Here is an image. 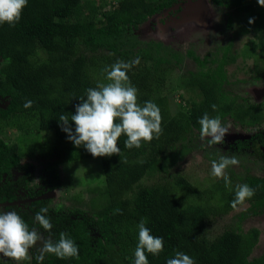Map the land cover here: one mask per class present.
<instances>
[{
  "label": "trees",
  "instance_id": "trees-1",
  "mask_svg": "<svg viewBox=\"0 0 264 264\" xmlns=\"http://www.w3.org/2000/svg\"><path fill=\"white\" fill-rule=\"evenodd\" d=\"M178 1L28 0L15 26L0 25V94L9 99L8 106L0 108V127L12 126L27 139L33 128L54 132L56 144L50 152L56 159L48 165L54 185L62 184L61 163L93 157L68 139L59 117L67 115L70 119L80 98L86 99L87 89L109 82L106 68L139 57L140 63L127 72L131 85L138 90L137 102L141 106L146 101L155 103L162 116L163 133L158 139L128 149L122 134L118 140L120 154L100 157L105 185L91 188L95 194L89 202L59 206L47 216L52 224L49 231L38 224L45 240L58 242L60 234L65 233L78 246L79 258L59 259L45 254L39 262L36 257L41 244L29 250L30 264H134L141 219L146 220L145 226L153 236L164 241L159 255L145 253L149 264H166L176 252L189 255L195 264H264V252L252 257L260 239L259 228H228L217 235L210 234L209 229L214 220L235 209L231 202L237 185L253 188L255 195L246 201L257 208L253 213L264 212V176L230 170L225 172L231 180L229 190L223 179L211 174L195 181L184 172L169 173L196 151L193 141L200 137L198 121L205 113L219 116L222 124L229 115L243 128L264 121V109L247 106L246 100L240 101L223 89L222 80L229 78L224 62L232 57L226 47L217 68L205 71L207 59L193 52L200 64L198 73L176 76L173 72L182 60L178 59L180 53L162 42L141 39V25ZM212 1L252 10L254 23L241 25L239 31L264 29V9L260 5L257 10L251 3L245 5L244 0ZM172 57L176 58L174 63ZM218 60L211 59L212 63ZM177 92L181 100L175 103ZM28 100L33 104L25 108ZM69 124L74 132V122L70 120ZM237 143L239 148L246 145L245 141ZM15 150L23 153L16 142L0 145V162L5 170ZM205 156L215 159L216 151L205 152ZM155 172L164 175L151 184L142 182L147 174ZM0 264L16 262L0 256Z\"/></svg>",
  "mask_w": 264,
  "mask_h": 264
},
{
  "label": "clouds",
  "instance_id": "clouds-1",
  "mask_svg": "<svg viewBox=\"0 0 264 264\" xmlns=\"http://www.w3.org/2000/svg\"><path fill=\"white\" fill-rule=\"evenodd\" d=\"M28 0H0V25L7 23L15 26L21 19L23 9ZM264 7V0H258ZM249 23H254L250 18ZM140 63L139 57L130 63L117 61L104 71L107 73L108 83H98L95 88H89L86 99L81 97L76 106L75 114L71 118L61 115L59 122L62 131L67 133L68 139L76 146H83L94 158L111 157L119 155L121 149L118 140L123 134L126 136L125 147L128 149L140 148L142 143H150L158 139L163 133L161 127L162 116L159 107L146 101L143 106L137 102V89L131 85L127 72ZM33 101L25 102L24 107L30 108ZM213 110L216 106L212 105ZM74 122L73 132L69 121ZM198 123L201 126L200 138L207 139L209 146L223 144L229 128L221 123L219 116L209 117L205 113ZM235 156H221L219 161H212L211 175L223 179L225 187L231 190V180L225 174L229 166L238 165ZM255 195V190L247 184L237 185L235 199L231 206L236 208L247 199ZM48 208H41L35 214L34 220L44 230L52 228L47 215ZM146 220L141 219L138 224V244L135 249L134 264H149L146 252L153 256L159 255L164 250L162 237H155L145 226ZM42 242L37 261L42 262L45 254H53L59 259L79 258V248L65 233L60 234L58 242L51 239L45 240L35 227L29 225L16 211H3L0 209V254L16 264L29 259V250ZM166 264H195V261L183 252H176L175 258L168 259Z\"/></svg>",
  "mask_w": 264,
  "mask_h": 264
},
{
  "label": "rangeland",
  "instance_id": "rangeland-1",
  "mask_svg": "<svg viewBox=\"0 0 264 264\" xmlns=\"http://www.w3.org/2000/svg\"><path fill=\"white\" fill-rule=\"evenodd\" d=\"M224 10V7L215 5L211 3L210 0H187L185 12H181L182 18L180 20L163 23L159 21L161 20V15H156L154 16L156 20L152 22L148 21L141 25V31L143 30L141 39L160 41L173 52H180L186 59L182 63L183 67L173 72V74L179 76L187 71V67H191L192 65V59L188 57L189 55L186 53L189 48H195L197 50L200 47L204 53H207L209 50L212 51L219 44L218 41L225 43L226 37L228 40L230 35L226 33L228 30L225 29L226 26H224L227 21L226 12ZM231 12L234 13V11ZM242 14H244V12L241 14L235 13L233 17L231 16L238 28L240 24L236 18L240 15L241 18L239 21L242 22L243 26H248V24H250V17ZM162 25H165L164 29ZM179 25H181V27H179ZM160 27H162V29ZM217 33L221 36V38H217L218 41L216 40ZM208 38L209 42H207ZM238 38L240 39L237 41L236 46H241L244 42H247V39H250L251 36L244 34L238 36ZM202 40L206 41L207 45L201 46ZM250 64L251 61L248 60V62L242 64L243 68L239 69H237V65H234L231 68L234 74L229 75L230 80L235 82L240 79H248L249 73L246 70L251 68ZM234 90L236 93L238 92L240 97H247L251 102H258L264 99V83L260 86L249 83H239ZM256 92H259V95H256ZM198 93H200V91H198ZM180 100L181 97L178 95V92L175 93L174 102L176 103ZM0 105H7V100L0 102ZM222 125L224 126V124ZM225 127L229 128V133L225 135V142L223 144L209 146L207 139L202 141L200 137H197L193 141L196 145V151H193L184 161L172 167L169 173L184 172V174L190 176L191 179H196L195 181H203L211 174L212 161H219L220 157L224 154V156L227 157L235 156L239 161L238 165L229 166L226 169V173L230 170H234L235 173L242 175L248 173L264 175V165H258L260 163L259 161L262 160L261 157L264 155L263 143L256 141L255 145L240 149L236 141L242 142V140L251 137L253 132L245 129L242 130L233 125L231 127L229 124H226ZM21 135H23V133H21V131H15L12 126L0 127V136L18 140ZM28 137L30 139L25 145L29 146L32 144L35 149L44 151L47 157H40L43 163H53L56 158L52 157L50 151L54 144H56L54 132L51 130L41 131L33 128V131L28 134ZM211 151H216L215 159L205 156V152L210 153ZM258 159L260 160L258 161ZM58 169L62 179V187L55 189L53 193H51V196L48 197L51 199L49 202V208L51 209H56L62 204L69 206H81L83 205L82 203L86 204L95 194L91 192V188L105 185V175L100 157H82L78 160L66 161L61 163ZM163 175L164 174L159 175L157 172L151 175L147 174L142 182L151 184L158 178L163 177ZM166 176L167 174L165 177ZM76 195L80 198L76 199ZM81 198H83V200H80ZM19 203L23 206L26 205L24 202ZM84 207H88V205ZM252 207L251 203L245 201L243 204L233 209L228 215L214 220V223L211 224L209 229L210 234L217 235L228 228H239L242 231H247L253 227L259 228L261 231L260 239L252 254V257H255L264 252V212L258 211L257 213H253L254 209L257 208ZM40 245L41 243L38 242L35 246L40 247ZM30 262L31 255L29 252V259L22 261L21 264H30Z\"/></svg>",
  "mask_w": 264,
  "mask_h": 264
},
{
  "label": "flooded vegetation",
  "instance_id": "flooded-vegetation-1",
  "mask_svg": "<svg viewBox=\"0 0 264 264\" xmlns=\"http://www.w3.org/2000/svg\"><path fill=\"white\" fill-rule=\"evenodd\" d=\"M210 2L220 7H224L225 9L224 11L226 12V17H227L226 25L224 26H226L225 29L228 30V32L226 33H228L230 36L228 37V40L226 37L225 43H221L220 41H218V39L221 38V36L218 35L219 33L218 32L216 35V40L218 41L219 44L212 51L209 50L207 53H204L200 47L197 50L195 48H189L186 53L189 55L188 57L192 59V65L191 67H187V71L185 73H182L179 76L189 75L190 72H194L197 74L198 71L200 70V64L197 61V59L193 57L192 55L193 52L197 56H199L200 59H207V62L204 64L205 71L211 69V67H213V69L217 68L219 66V63L221 61V58L224 52L222 48L226 47L228 49V53L232 55L229 61L224 62V70L226 71L227 76H229L230 74L231 75L234 74V71L231 69L234 65H237V69L243 68L242 64L244 62H248V60L251 61V64H250L251 68L249 70H246L249 73L248 79H240L234 82L230 80V76H229V78H227L226 80H222L223 89L225 88V91L231 92L233 95H237L240 101L246 100L244 101L245 102L244 104L247 106H253L259 109H264V99L258 102H251L250 99L247 97H240L238 95V92L236 93V91L234 90V88H237L239 83L241 84L249 83V84L258 85V86L264 83V29L255 30L253 32L249 30L247 32H241L239 31L242 25V22L239 21V19L241 18L240 17L241 15L236 18L238 19V23L240 24L239 28L236 27L237 24L232 17L235 13L241 14L244 12L245 15L252 18L254 17L253 15L254 13L250 14L252 10L246 12L245 10H240L235 5L217 4L213 2L212 0H210ZM244 2H245V5H247L248 3L249 4L251 3L252 4L251 8L253 9H257V10L258 9L260 10V8L264 9V7L259 6L258 0H244ZM186 3H187V0H179L178 2L174 4L163 8L161 12L156 14V15H161V20L159 21L166 23L167 21L172 22V21H177L178 19L180 20L182 18L181 12H185ZM231 11H234V13ZM153 20H156L154 16L150 17L146 22L148 21L152 22ZM162 26L164 29L165 25H162ZM248 26H251V24H248ZM179 27H181V25H179ZM160 28L162 29V27ZM244 34L250 35L251 38L250 39L248 38L247 42H244L241 46H236L237 41H239L240 39L238 38V36L244 35ZM202 41H203L202 44H200L201 46L207 45V42H209V38L207 42L204 40ZM212 58H216V60L220 58V60L216 61L215 63H212L211 61ZM175 59L176 58H174L173 60L175 61ZM178 59L179 60L182 59V60L181 62H179V65L177 66V68H175L176 70L179 69V66H182V63L184 62L186 58L180 53V55H178ZM255 94L259 95V92H256ZM6 100H7V105L5 106L0 105V108H6L9 102L8 97H4L0 94V102L6 101ZM226 119L227 120L224 126L226 124H229L231 127L233 125L242 130L245 129L247 131L253 132L251 137L245 140H242V142L243 141L246 142V145H244L240 149L255 145L256 141H258V142L263 143V150H264V136L261 138V134H259L261 132L262 135H264V121L262 122V124H255L256 126H252L251 128H243V127H240L239 125L234 124L232 122L233 120L231 119L229 115L226 117ZM13 129L15 131H18L14 127ZM29 139L26 138L25 133L19 136L18 140L9 139L7 137L0 136V145L3 144L6 147L16 142L20 145L21 151L23 152L20 154V153H17V151L15 150L16 153L14 152L13 154H11L12 156L10 155L11 159H8L9 164L7 165V170L3 168V165L1 167L2 163L0 162V209H2L3 211H16L21 216V218L29 225L30 229L32 227H35L36 229H38V231L42 234L43 238L45 239L42 228H40L38 223L35 222L34 220L35 214L37 213L35 209H37V206L40 207L39 209L44 208V207L48 208V213L45 214L47 216H50L54 210L58 209L59 207L56 209L49 208V202L51 201V199L48 197L51 196V193H53L55 189L61 188L62 184L60 186L54 185V183L52 182L51 170L48 167V165L51 163H48V162L43 163L40 160V157H43V156L47 157L46 156L47 154L44 151H39L38 149H35V147L32 144H30L29 146H26L25 143ZM237 142L238 141H236V143ZM237 145L239 144L237 143ZM261 158L262 160H260ZM261 158L258 159V161L260 160L259 161L260 163L258 165L262 166L264 165V155ZM4 162H7V161H4ZM248 174H251V173H248ZM252 175L264 176V175H261V174L259 175L256 173ZM19 202H24V204L26 205L23 206ZM65 205L66 204H62V206L64 207ZM63 211H66V209H63ZM25 215H27L28 217H26ZM40 243L42 244V242ZM0 256L3 257V255H0Z\"/></svg>",
  "mask_w": 264,
  "mask_h": 264
},
{
  "label": "water",
  "instance_id": "water-1",
  "mask_svg": "<svg viewBox=\"0 0 264 264\" xmlns=\"http://www.w3.org/2000/svg\"><path fill=\"white\" fill-rule=\"evenodd\" d=\"M0 255H3V254H0Z\"/></svg>",
  "mask_w": 264,
  "mask_h": 264
}]
</instances>
